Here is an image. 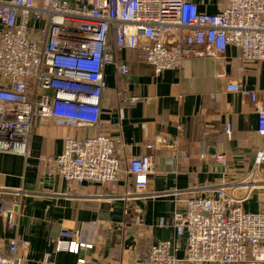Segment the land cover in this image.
Masks as SVG:
<instances>
[{
  "label": "built area",
  "instance_id": "1",
  "mask_svg": "<svg viewBox=\"0 0 264 264\" xmlns=\"http://www.w3.org/2000/svg\"><path fill=\"white\" fill-rule=\"evenodd\" d=\"M0 26V151L24 156L39 120L100 124L105 68L114 65L122 77L128 74L126 64H117L113 46L143 51L154 76L179 69L185 59H217L229 47L240 51L238 64L264 63V0H227L215 15L200 12L190 0H7L0 2ZM228 91L255 106L257 133L264 137V102L240 84ZM226 132L230 135L229 125ZM116 144L120 141L100 133L82 141L67 138L54 159L55 171L70 183L111 184L122 168ZM213 160L223 169V180H229L227 157L217 154ZM262 165L264 144L255 152L254 168L236 182L222 183L215 197L176 199L182 207L172 216L175 237L150 245L141 264H264V209H243L254 191L264 190ZM153 169L151 157L129 162L137 189L147 187ZM1 215L7 229L14 230V212ZM183 235L186 246L179 258ZM75 236L60 231L53 239L56 249L71 251ZM27 245L9 240L0 264H23L19 249Z\"/></svg>",
  "mask_w": 264,
  "mask_h": 264
},
{
  "label": "crops",
  "instance_id": "2",
  "mask_svg": "<svg viewBox=\"0 0 264 264\" xmlns=\"http://www.w3.org/2000/svg\"><path fill=\"white\" fill-rule=\"evenodd\" d=\"M190 1L212 15L227 3ZM118 52L117 61L127 65L128 74L122 77L114 65L105 68L97 127L39 120L27 156L0 151V252L11 239L27 242L19 249L23 264H44L47 258L48 264H78L79 259L84 264H141L149 245L175 237L172 216L182 207L176 199L215 197L222 183L236 182L254 168L255 152L264 144L256 109L228 87L240 84L264 102V63L238 64L240 51L229 47L217 59H185L179 69L154 76L139 53ZM96 133L120 141L114 148L122 160L117 180L108 185L63 180L54 159L65 139L82 141ZM217 154L227 157L232 173L227 181L213 160ZM139 157H151L154 165L144 189L134 186L128 171L129 162ZM262 208L264 190L254 191L243 204L250 213ZM9 209L17 222L14 230L7 229L1 215ZM62 230L76 234L71 251L56 249L53 239ZM77 243L92 248L79 249ZM178 244L182 258L185 235Z\"/></svg>",
  "mask_w": 264,
  "mask_h": 264
},
{
  "label": "trees",
  "instance_id": "3",
  "mask_svg": "<svg viewBox=\"0 0 264 264\" xmlns=\"http://www.w3.org/2000/svg\"><path fill=\"white\" fill-rule=\"evenodd\" d=\"M112 42H113V34H112V32H111V34H110V43L112 44ZM126 52H137V53H139L140 55H141V59H142V61H143V56H144V52L143 51H141V50H126ZM113 54H114V58H115V60H116V62L118 63V64H121L122 62L120 61V63L118 62L119 60H120V58H119V56H118V54H119V52H118V50H116L115 49V47L113 46ZM118 60V61H117ZM150 246V245H149ZM149 249V248H148ZM148 252V251H147Z\"/></svg>",
  "mask_w": 264,
  "mask_h": 264
},
{
  "label": "water",
  "instance_id": "4",
  "mask_svg": "<svg viewBox=\"0 0 264 264\" xmlns=\"http://www.w3.org/2000/svg\"><path fill=\"white\" fill-rule=\"evenodd\" d=\"M136 203H137V205L139 206V207H143V204L140 202V201H136ZM187 235H185V237H186Z\"/></svg>",
  "mask_w": 264,
  "mask_h": 264
},
{
  "label": "rangeland",
  "instance_id": "5",
  "mask_svg": "<svg viewBox=\"0 0 264 264\" xmlns=\"http://www.w3.org/2000/svg\"><path fill=\"white\" fill-rule=\"evenodd\" d=\"M254 203H256V200H253V199H252V203H251V204H254ZM245 211H246V210H245Z\"/></svg>",
  "mask_w": 264,
  "mask_h": 264
}]
</instances>
